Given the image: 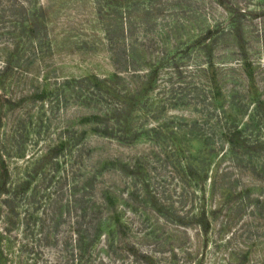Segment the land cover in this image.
<instances>
[{"label":"rangeland","instance_id":"1","mask_svg":"<svg viewBox=\"0 0 264 264\" xmlns=\"http://www.w3.org/2000/svg\"><path fill=\"white\" fill-rule=\"evenodd\" d=\"M93 76L154 80L143 111L215 144L216 107L256 117L204 194L170 142L89 130L91 107L60 87ZM262 100L264 0H0V264H264ZM60 138L73 145L52 149Z\"/></svg>","mask_w":264,"mask_h":264},{"label":"trees","instance_id":"2","mask_svg":"<svg viewBox=\"0 0 264 264\" xmlns=\"http://www.w3.org/2000/svg\"><path fill=\"white\" fill-rule=\"evenodd\" d=\"M34 14L31 16V19L23 22L22 26L28 23L34 25L35 18L38 16L34 10ZM29 27V25L27 26ZM23 29V28H22ZM24 30V29H23ZM210 31V30H209ZM155 66L147 69V74L149 77L154 78L157 71ZM140 72V70H137ZM146 75V77H148ZM149 78H146L147 81L138 82L137 86L126 87L122 81L123 79L120 76H111L109 78H98L97 76L84 78L80 81L77 80H65L61 89H69L76 95L77 100L75 103L79 106L91 107V119L92 124L94 125L89 130L98 133L103 139L110 141H116L121 146L131 147L136 145L142 139H148L158 142L164 139L163 146L170 142L173 146H167L170 152L177 156V165L176 169L183 174L184 179H190L197 182L200 190L206 194V182L209 179V174L213 173L211 169L212 166H215L214 157L219 156V151L221 148L226 149L232 152L235 147L239 148L240 144L238 141L241 140L243 133H246L248 130V124L254 120L252 116L251 121L241 122L239 121L240 114L236 112L235 114H226L220 108H215L217 113L221 118L224 119L225 126L217 129L216 131L220 136H224L221 139L224 141L220 144L212 143L213 140L199 138L196 139L192 134L186 131L175 132L171 127H167V124L163 122L162 118L159 117L158 113L153 112L146 113L143 111L146 104L148 103L149 95L146 90L148 88L153 89L154 80L148 81ZM117 80H121L118 82ZM80 81V82H79ZM147 82V83H146ZM46 91V90H45ZM7 99V98H6ZM219 98L213 99L216 103ZM106 102L104 109L98 108L99 105ZM263 102V103H261ZM259 101L255 104V113L257 116L261 114V109L264 111V100ZM225 109V108H224ZM230 110V109H229ZM146 119L144 124H139L140 117ZM250 117V116H249ZM100 118H104L105 121H101ZM203 118L207 119V115L203 112ZM100 119V122L96 120ZM149 119L154 122V125L149 123ZM0 117V127H1ZM167 121V120H165ZM90 122V121H89ZM240 123V124H239ZM165 128H168L165 130ZM196 143V144H195ZM73 145V141L70 138H60L58 143H56L52 149L58 147H67ZM228 151H225L221 157L225 156ZM118 163V162H117ZM121 167H125L130 173V177H133L135 171L132 170L133 166L129 162H119ZM2 177H0V187L2 186ZM4 183V181H3ZM106 193H102V199H104ZM208 210L204 205L202 206L200 212L195 214L204 220L207 218ZM109 218L107 221L100 223L102 229L106 227L108 233H114V236L117 234V228L119 224L122 223L121 220L115 221Z\"/></svg>","mask_w":264,"mask_h":264}]
</instances>
